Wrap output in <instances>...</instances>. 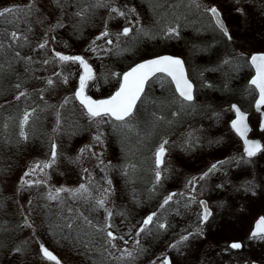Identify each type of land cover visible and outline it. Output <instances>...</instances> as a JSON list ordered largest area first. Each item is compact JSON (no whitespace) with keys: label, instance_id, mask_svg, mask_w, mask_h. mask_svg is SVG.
Returning <instances> with one entry per match:
<instances>
[{"label":"rangeland","instance_id":"1","mask_svg":"<svg viewBox=\"0 0 264 264\" xmlns=\"http://www.w3.org/2000/svg\"><path fill=\"white\" fill-rule=\"evenodd\" d=\"M164 1L150 0V5L147 7L142 3L139 7L135 5L136 8L130 6V1H125L128 3L124 7L125 11L122 7L120 11L125 12L126 15L117 16L108 7V5L118 6L119 1L116 3L115 0H101L106 5L102 7L95 6L96 0H0V10L4 8L17 10L0 17V31L6 30L1 35L7 37L6 33L15 31L21 37L12 47V53L8 54L10 51L7 53L3 51L0 54V64H3L4 69H7V60L14 61L18 66L24 67L23 74L26 79H23L22 82L30 83L40 89V50H42L43 56L46 53L38 45L47 40L48 43L44 48L46 51H51L53 48L72 56H81L90 62L94 69V79L88 82L85 93L94 99L105 98L119 86L118 78L110 74L123 73L125 69L139 60L167 53L166 46L156 52L148 50L151 49V44L146 43L144 50L149 51L148 55H138V58H135L127 66L120 67L130 61L126 55L128 57L133 55L127 54L125 47H122L115 50L114 60L111 55L107 57L108 52H112L113 46L126 39L124 36L117 39L115 34L121 32L122 28L128 25L133 29L130 33L131 37L129 36L128 39L129 43H138L139 38H145V35L138 34L137 29L142 28L148 33L159 29L160 32L162 26L171 24L177 27L178 36L168 38L159 34L152 40L164 39L167 41L168 39V42L173 43L175 47L168 49L170 50L168 53H177L187 58L190 65L187 75L190 80L194 82L196 80L195 98H199L200 95L202 98V95L210 93L208 90L212 83L207 80V77L212 74H205L202 68L209 63L214 64V62H204L200 56H197V54H202V44L199 43L202 40L201 27L198 26L195 32L189 29L186 31L188 24L183 25L181 21L195 20L198 19L197 16L201 19L202 12H205L206 8H210L213 5L212 2H219L222 5L227 3L229 9L233 8L232 16L235 18V21L228 27L229 31L234 33L236 39L240 40L244 37L243 33L246 34V27L252 25L253 22L250 21L257 22L255 9L252 10L249 4H245L246 0H229L226 3L224 1L227 0H195V3L199 5L198 8L193 6V0H169L167 5ZM155 2H163V6L160 4L155 6L153 4ZM115 3L116 5H113ZM72 6H75V13L70 15L69 8ZM164 8L169 10L163 17ZM83 9H87L83 17L77 16L76 13ZM154 9L158 10L155 13L156 18L152 17ZM197 21L199 25V20ZM142 24L143 27H141ZM105 30L112 35L96 40V37ZM24 37L27 39L25 40ZM256 39L254 37L247 40L254 45L264 44V39L261 41ZM107 40H112V44H108ZM250 47L252 50L249 55L257 52L258 49H254L253 45ZM136 49L137 46H133L128 52L134 54ZM122 51L124 55L121 54ZM16 52L20 53L19 58L15 57ZM28 57L31 60L26 62L25 58ZM50 67L48 69L50 72L46 74L54 81L50 97L57 101L53 100L47 105L40 103V111L43 106L41 112L50 116L48 125L42 127L40 123L37 125L36 121L34 122L33 119L39 105H35L37 101L27 100L24 106L18 109L20 113L18 121L25 111L33 112L35 110L29 123L25 126V132L28 134L27 142L23 139L19 140V138L13 141L9 134L3 136L5 140L2 143L5 147L27 148L24 161L16 167L17 169L6 166L10 172L5 179L10 185L14 184V196L17 198L14 200L16 206L12 209L18 211H14L13 214L24 217L31 212L37 213V215L32 221L27 218L28 223L32 225L29 229L24 226L25 220L15 219L13 221L12 234L16 230L17 235L9 234V238L0 240V248L4 246V252L0 253V264L2 262L3 264H53L42 257L39 252L40 244L59 256L63 261L62 264H82L84 262L74 259V248L92 245L91 242L83 241V239L104 238L107 237V231H112L116 237H119V225L123 227L125 238H130L124 248H129L131 252L133 248L136 249L133 251V256L124 258L128 264H164L165 256L170 252L172 261L174 259L176 264L181 262L182 264H202V235L200 234L191 235L187 241L173 247L174 252L170 250V247L176 244L181 236L196 233L197 228L202 229L199 219L202 214L199 203L202 198V192L199 190L202 189V182L198 188L195 180L197 177L192 174L197 175L198 169L199 173L202 172V169L199 168L201 159L202 166L205 163L222 160V156L219 157L212 152L207 154L202 149V121L188 122L197 114L195 110L198 108L194 106L193 109L192 104H187V106L185 102H176L173 103L177 107L173 110L174 115L170 114L171 112L157 114L163 116L164 119L154 122L151 115L154 112L153 105L141 106L138 102L139 111L132 121L134 131L121 132L113 127V124L116 123L114 121L100 124L90 122L88 117L83 114L84 110L77 100L78 106L68 103L64 107H60L66 97H73L79 85V75L82 69L78 63H61L58 59L53 61ZM11 68L7 71L8 79L17 76L15 79L19 80L23 74L16 73ZM3 72H0V82L7 79ZM202 72L207 75L206 78L202 76ZM56 73L61 75L57 76ZM30 75L33 76V79ZM161 76L163 77V74L158 77ZM48 77L45 79L47 80ZM64 77H68L67 83L63 82ZM153 79L146 85L148 98L154 92L152 86L160 84L157 78ZM163 79L167 81L168 77L166 79L163 77ZM176 96V99L179 100L178 95ZM195 100L198 99L193 101ZM6 103H0V107ZM64 108L68 110L66 112L72 116L71 118L65 117ZM0 113V116L5 115L1 109ZM58 113L59 124L57 123ZM14 118L15 116L10 114L3 123L10 125L14 122ZM30 121L35 125L30 124ZM98 134L101 135L102 142L94 141L93 137ZM70 138L74 140L70 142ZM53 141L57 145L55 163L43 170L36 168L30 175L25 176V173L29 172L33 166L42 165L50 160ZM164 141L167 143L164 145L166 152L164 163L161 166L162 178L157 183L154 153ZM85 146H91V151L81 154L80 149ZM78 156L80 157L79 161H77ZM193 158L199 159V162L194 161ZM212 159L214 161H211ZM3 161L6 162V159ZM112 164L114 168L109 174V171L103 167L109 168ZM117 164L120 168H117ZM186 167L191 172L188 176L184 175L187 172ZM84 169L88 171L85 172ZM120 176L124 178L122 185ZM22 177L25 181H31L32 185H22ZM36 181L42 183L37 184ZM107 181L111 183L107 184ZM189 181L194 182L190 184ZM80 184H85L91 193L87 199L83 197L74 199L68 192H61L57 200L46 198L50 191L54 193L57 188L75 189ZM104 189H109L110 194L107 195L104 207H99L95 200L102 198ZM133 190H135L134 197H132ZM173 193L175 194L173 199L164 208H161L165 197ZM261 196L258 197L257 202L248 206L246 212L248 217L251 214L254 216L260 213L264 214V199H261ZM22 211H25L26 214H22ZM108 212L112 213L111 217H108ZM154 212L156 216L153 224L149 225L145 232L137 235L143 220ZM88 221L91 223L89 224ZM183 222L191 225H184ZM160 223L165 224V228H159ZM173 223L177 229L172 234L170 224ZM68 224H71L70 228L67 227ZM106 224H111L113 227L105 229ZM187 227L190 228L188 231L185 230ZM237 227V225H233L231 228H225L228 236L232 237L239 233L240 231L235 229ZM25 229L27 234L22 233V230ZM99 229L105 230L100 231ZM70 232L72 237L66 238V236H70ZM115 247L117 248V245ZM16 248H20L21 251L16 252ZM133 259L136 260L133 262ZM107 260L108 257L105 258V261L102 259L96 264H104ZM90 264H95V261ZM212 264H214L213 261Z\"/></svg>","mask_w":264,"mask_h":264},{"label":"flooded vegetation","instance_id":"2","mask_svg":"<svg viewBox=\"0 0 264 264\" xmlns=\"http://www.w3.org/2000/svg\"><path fill=\"white\" fill-rule=\"evenodd\" d=\"M115 1L116 3L117 1H119V10H121L122 7L123 11H125V5L128 4L125 1H130V6H134L135 8L136 6H141L142 3L145 4L146 7L150 5V0ZM164 2H166L165 5H167L169 0H165ZM116 3L113 5H116ZM162 3L163 2H155L153 4L155 6L159 4L163 6ZM118 6L108 5L109 9H111L112 7L118 8ZM168 10L169 9L167 8L163 9V17ZM74 13L75 6H72L69 8V14L71 15ZM199 26L201 27L202 32V24H200ZM226 26L229 32L228 25L226 24ZM197 29L198 28H196V30ZM158 32L159 29L157 31H152V33H150V36L145 37L149 38V40H152L160 34V32ZM200 44H202V41ZM172 45L173 43H169L166 46L167 53L168 51H170L168 49L174 48ZM149 50L154 51L152 47ZM256 51L258 52L259 50ZM249 57L250 55H248L247 59L251 72L249 74V77L247 78L249 88L242 91V87H240V89L237 87L239 85L238 79L240 75L237 72L234 77L236 80L235 83L226 84L225 87H219V85L215 84V80H213L211 81V87L208 90L210 93L207 95H202V98L201 95L199 98H195L196 80L195 82L192 80L194 85V99L198 100L193 101V99L190 104L188 102H185V105L192 104L193 109L195 107L198 108L197 110H195L197 113L196 116L199 115V113H202V149L209 150L213 154L219 155V157L222 156V160L214 161V159H212L211 161L214 162L205 163V167L201 165V159L199 168L202 169V172L199 173L198 169L197 175L192 174V176L197 177L195 180L197 182L196 186L198 188H200L199 184L202 182V189H199L202 192V198H200L199 202L205 201L209 211L212 213L208 221L202 224V243L214 245L216 244V248L217 246H219V249L215 255L217 257L215 264H264V241L249 238L250 233L254 229L255 221L260 216L264 217V214L260 213L258 215H255L256 217L254 216V214H251L250 217H248L246 214L249 208L248 206L252 203L254 204L255 202H257L260 194H263L264 199V136H262V134L264 133V128H260V121L262 115H264V105H262L260 110L255 109L257 90L249 82V78L253 73V68L249 61ZM181 58L183 59L186 70H188V68H190V65L187 61V58H185L184 56H181ZM159 75L161 74H157V77ZM157 77L153 78L156 79ZM164 78L166 79V77ZM167 81L169 82L164 84L163 87L161 86V84H154L152 86L154 92L150 94V98L148 99L150 101H155L156 103H148L147 106L152 104L154 107V112H156V114H161L163 112H171L170 114L173 113L174 105L173 103H171L173 99V84L170 83V78H168ZM146 89L147 87H145V91ZM163 89L164 93L162 94ZM251 94H253L254 96ZM233 105H236L242 112L246 113L247 122L249 125L247 138H257L260 141L261 150L252 157H248L245 154L244 143L241 137L234 131L231 126V122L236 115L232 107ZM162 106L164 108H161ZM255 118L257 119V124H255ZM193 160L199 162V159L193 158ZM111 161L113 162V160ZM210 164H217V170L210 173L203 179H200V177L211 167ZM103 168L109 171L110 174L114 166L112 164L109 168ZM117 168H120L119 164H117ZM186 171L187 172H185L184 175H190L191 172L189 171L188 167H186ZM119 178L122 185L124 178H122L121 176ZM106 183L109 184L108 181ZM132 192V197H134L135 190H133ZM183 224L191 225L184 222ZM233 225H237L238 227L235 229L239 230L240 232L230 237L228 236L227 231H225V228H231ZM170 226L173 234L177 228L174 227V223L172 225L170 224ZM118 228L120 229V236L117 237L116 240H113L111 242L112 244L117 245V248L112 247L107 242V237L93 238V240L83 239V241L91 242L92 245L75 247V253L73 256L74 259L84 262L82 264H90L93 261H95L96 264L102 259L105 261V258L108 257V260L104 264H128V261L124 260V258H129L125 255V250L127 252H131V250L129 248L125 249L124 247L126 245L125 241L128 242L130 238H125L126 234L123 233L122 225H119ZM189 229L190 228L188 227L185 228L186 231H188ZM193 235H195V233H193ZM120 237H123V239H120ZM233 242L241 243L242 247L240 249L229 248L228 245ZM170 250L173 251V247H170ZM133 251H136V249L133 248L131 252L132 256ZM113 252H115V254H113ZM167 255H169L170 257L171 264H173V262L174 264H176V261L174 259L172 261L171 252ZM55 256L61 261L62 264V259H60V257L56 254ZM203 258L208 259H202V264H212V260L207 255ZM135 260L136 259H133V262ZM180 264H182V262Z\"/></svg>","mask_w":264,"mask_h":264},{"label":"snow or ice","instance_id":"3","mask_svg":"<svg viewBox=\"0 0 264 264\" xmlns=\"http://www.w3.org/2000/svg\"><path fill=\"white\" fill-rule=\"evenodd\" d=\"M97 7L106 6L104 3L101 2V0H96ZM193 6L199 7L198 4L195 3V0H193ZM179 7V5H177ZM17 11L13 8H4L3 10H0V17H4L7 14L13 13ZM87 11V9H83L80 12H77V16L83 17L84 13ZM112 13H116L117 16H125L126 13L123 11H120L116 7H112L110 9ZM134 11V10H130ZM206 12L210 13L211 16L214 18L216 27L223 33L225 37H227L229 40H231V36L223 24V22L220 19V13L215 7H210L205 9ZM178 18V17H177ZM133 31L130 27H124L121 32L116 33L117 39H119L120 36L127 37L129 34ZM138 34H143L145 36L149 35L148 32H146L144 29L140 28L136 30ZM160 34L164 35L168 38H174L179 35L177 27L172 26L171 24H166L161 27ZM10 43L8 44V48L11 49L14 45L17 44V42L21 39V37L17 34V32L13 31L11 33L5 34ZM109 35H112L107 30L100 33L99 36L96 37V40H100L103 38L108 37ZM26 40L27 38L24 37ZM108 44H112V40L106 41ZM47 40H45L43 43H40L38 47L40 49H43L47 45ZM95 44V41H93ZM5 50V43L4 39L0 38V54L3 53ZM95 50V49H93ZM15 57L19 58L20 53L16 52ZM54 57L58 59L61 63H78L80 68L82 69V72L79 75V85L76 88L73 97L68 98L66 97L64 102L61 104L60 107H64L68 103L71 102L72 99H75L79 101L80 106L83 108L84 112L83 114L86 115L90 122H94L97 124L105 123V122H116L113 124V127L117 130L124 132L125 130L128 131H134V127L132 125V121L135 119L136 114L139 111L138 108V102L139 105L143 106L148 103H156L155 101H150L148 99L147 93L145 91V87L149 82L152 80L153 77H157V74H163V77L170 78V83L174 84L175 86V93L178 94L179 100L176 99V97H173L171 103L176 102H188L189 104L193 100V85L187 78L184 70V62L178 58L171 55H163V56H157L152 59L145 60L139 64H136L135 66L131 67L128 71L120 73H113V76H116L118 78V84L119 87L115 90V92L110 95L106 99H100V100H94L90 96L85 94V88L88 86V82L92 79H94L92 68L88 64V62L81 56H67L60 53H54ZM31 58H25V61H30ZM49 60H44V64H48ZM251 64L256 69V76L250 81L251 85L255 86L256 89L259 90V99L256 102V107L259 110L261 104H264V54L259 55H252L250 58ZM225 63H230V61H225ZM10 66V65H9ZM4 66L3 64H0V72H3ZM55 75L60 76V73H56ZM163 77H157L159 80L161 86L163 87L164 84L168 83L169 81H166L163 79ZM68 77L63 78V82L67 83ZM47 85L52 86L54 81L51 78H48L46 81ZM17 89L21 87L19 83L15 85ZM27 93L24 91H20L15 99L19 100L21 97L26 96ZM233 110L236 113V119H234L231 122L232 128L237 132L238 135L241 136L242 139L245 137V133L248 131L247 125L244 123L245 117L244 114L240 111L239 108H236L235 105L232 106ZM35 110H33L34 112ZM33 112L25 111L23 113L22 118L19 121V136L21 139H27V134L25 132V126L29 123L30 117L33 115ZM175 113H173L174 115ZM153 121H160L163 120V116H158L156 112H153L152 114ZM59 113H58V119L57 123L59 124ZM3 127L6 129L8 127L7 123H4ZM262 128H264V123L261 125ZM55 131V129H54ZM94 141L102 142L101 141V135L98 134L93 137ZM167 143V141H164L160 144V146L156 149L154 153V163H155V180L157 183L160 182L162 178L161 173V166L164 163V156L166 149L164 145ZM244 152L248 157H252L256 155L258 151L261 150V146L256 143L249 141L247 139H244ZM86 151H91V146H85V148L80 149L81 154H84ZM57 158V145L53 141L51 144V157L50 160L46 163L37 164L33 166L32 169H30L29 172L25 173V176L30 175L32 172L36 170V168H40L41 170L49 168L52 166V164L55 163ZM80 157H77V161H79ZM217 170V164H212L211 167L208 169L207 172H205L200 179H203L204 177L208 176L210 173ZM85 172H87V169H84ZM127 174V173H125ZM194 181H189V183H193ZM35 183L40 184L41 181H36ZM111 183L110 181L108 182ZM21 184L22 185H28L31 186V181H25L23 177L21 178ZM61 192H68L72 198L77 197H83L84 199H87L91 193L89 192L88 187L85 184H80L75 189H69V188H57L55 189V192H49L47 195L48 200H57L59 199V194ZM110 194L109 189L103 190L102 198L96 199L95 203L99 207H104L105 200L107 199V195ZM175 194H169L167 197H165L163 203L161 204V208H164L165 205H167L172 199ZM194 199V198H193ZM31 203V201H29ZM200 206L203 209L202 214L200 215L199 219L201 223H205L208 221L209 217L212 215V213L208 210L207 204L204 201H200ZM71 211V209H69ZM107 211V210H106ZM112 213L108 212V217H111ZM156 216V213H152L151 215H148L140 225L137 231V235H140L141 233L145 232V230L149 227V225L153 224L154 217ZM107 219V218H106ZM90 224L91 222L88 221ZM25 227H31L32 225L28 223L27 218H25L24 222ZM67 227H71V224H68ZM113 225L106 224L105 229L111 228ZM159 228L163 229L165 228V224L160 223L158 225ZM105 229H99L100 231H104ZM195 234L202 235V229L197 228V231ZM107 235V242L112 246L115 247L114 244L111 242L113 240H116L117 237L113 234L111 231L106 232ZM193 235V233H189L188 235L181 236L180 240L177 241L176 244L172 245L171 247H177L180 243L183 241H187L189 239V236ZM250 239L255 240H262L264 241V217L259 218L256 221L255 227L253 231L250 233ZM120 239H123V237H120ZM126 243V241H125ZM139 242L137 241V244ZM231 249H240L242 247V244L239 242H233L230 245H228ZM16 252H20V248L15 249ZM39 252L41 253L42 257L50 262H53V264H61V261L46 248L43 244H40ZM125 255L128 257L132 256L131 252H127L125 250ZM123 258V257H121ZM164 264H169V261L167 258L164 260Z\"/></svg>","mask_w":264,"mask_h":264},{"label":"trees","instance_id":"4","mask_svg":"<svg viewBox=\"0 0 264 264\" xmlns=\"http://www.w3.org/2000/svg\"><path fill=\"white\" fill-rule=\"evenodd\" d=\"M226 2H229V0L224 1V3ZM212 3L213 5H216L220 9L222 16L225 19V22L228 25V27L231 26L232 22L235 21V18L232 16L233 8L229 9L230 7H229V4L227 3L225 5H222L219 2H212ZM245 4H249L252 10L255 9V19L257 20V22L252 21V20L250 21V22H253L252 25L249 27L248 26L246 27V34L243 33L244 37L240 40L236 39L234 37L235 36L234 33L232 34L230 33V31L229 33L231 36V40L225 37L223 33L214 24L210 13L206 11L202 12V20L195 16L198 19H195V20L188 19L185 21H181L183 25L188 24L186 31L188 29L190 31H195V29L198 28L200 24H202V40L199 41V43H201L202 41V54H197V56H200V58H202L204 62H209V61L214 62V64L209 63V65L202 68V71L205 72V74L207 75L212 74V75H210V77H207V75H205L202 72V76L204 78L207 77L208 78L207 80L209 82L215 80V84L219 85V87H225L226 84H232L236 82L234 77H235V74L238 72L240 75L238 79L239 85L237 87L239 89L240 87H242V91L249 88L247 78L249 77V74L251 72L249 69L247 59H248L250 50H252L251 49L252 47L250 46L253 45L254 49L257 48L259 51H264V44L257 43L258 45H254L251 41L247 40L249 38L253 39L254 37H256L257 38L256 40L258 41H261L262 39H264V0H246ZM186 5H188V3H186ZM188 6L190 7V5ZM197 20H199V25H198ZM5 32H6L5 29L0 31V38L4 39V43H5L4 52L7 53L10 51L8 53L10 54L12 53V50H13V48L11 49L8 48V42L10 41L8 40V37L1 35ZM129 36L131 37V34H129ZM129 36H127L126 39H123L122 42H120V44H116L115 46H113L112 52H108L107 57L108 56L110 57L111 55L112 59L114 60V52L117 48L121 49L122 47H125V51H126V45L128 43H124V42L128 41ZM43 50L45 51L46 54L45 56H43L41 54L42 50H40V89L39 87H36L30 83L22 82L23 79H26L23 74V72L25 71L24 67L18 66L14 61L6 60L7 69L3 70L5 71L3 72V74L4 75L6 74V77L8 79L7 71H9V68L12 67L11 69L15 71L16 73L23 74L22 77L18 80V79H15L17 77L16 76L13 79H10V80L5 79L3 82H0V103L7 102L5 105L2 104L3 106L1 105L0 107L2 112L5 113V115L0 116V175L2 174V177H0V240H2L3 238L7 239V237L9 238L10 236L9 234H12V224H13V221H15V219L25 220V218H29L32 221L34 219V216L37 215V213H31V212L30 214H27L24 217L20 216L19 214H16V215L13 214L15 213L14 211L16 212L18 211L16 209H12L14 206H16L14 203V200H16L17 198L14 196V191H13L14 184L12 183V185H10V183L7 182L8 180L5 179L7 174H9L10 172L8 171L6 166L12 169H17L16 167L19 166L24 161V157L27 154V148L25 147H18V148L5 147L2 142L3 140H5L3 136L7 134H9V136L11 135V137L13 138V141L17 140L16 138H19V140H21L19 136V121L18 120L20 117V113L18 109L22 108L24 106V103L27 100L37 101V104L35 105L36 106L39 105V109L36 113L35 118L33 119L34 122L36 121L37 125L40 123V126L42 127H45V125H48L50 116L46 115L44 112H41L43 111V106L40 111V103H45L47 105L53 100L57 101L56 99H52L50 97V93H51L53 86L47 85L46 83L47 80L45 79V77H48L46 75L47 72H50L48 71V69L51 68L50 64L53 61H55L56 58L54 57L52 53H50L49 50L46 51L44 48ZM148 50L147 51L141 50L142 54H140V56L148 55V52H149ZM122 53L123 51L121 52V54ZM122 55H124V53ZM46 59L50 61L48 64L43 63V61ZM3 61L4 59L2 60V62ZM225 61H230V63H225ZM31 77L33 79V76ZM48 78H51V77H48ZM17 83L21 85L19 89L15 87ZM20 91L26 92L27 95L24 97H21L19 100H16L15 97ZM173 97L177 98L174 90H173ZM77 103L78 102L75 99L74 101H72L73 106L74 104L75 106H78ZM174 109H177V107L174 106L173 110ZM66 111L68 110L67 109L65 110L64 108L63 112L65 113V117L68 119L66 115L67 113ZM10 114H13L15 116L14 122L8 125V127L5 129L3 127L4 125L3 122L5 121L6 117L10 116ZM191 121L194 123L202 121V114L199 113V115L197 116L195 115L188 122H191ZM30 124L35 125L31 121H30ZM255 124H257L256 118H255ZM27 138H28V134H27ZM23 140L27 142V139H23ZM205 151L207 154L210 153L209 150H205ZM3 159H6V162H4ZM4 171H8V172L5 173ZM261 195L262 194H260L259 197ZM261 199H263V195L261 196ZM21 213L26 214L25 211H22ZM22 233L27 234L26 229L22 230ZM13 234L17 235V231L15 230ZM20 238H24V237H20ZM218 249H219V246H217L216 248V244L214 245V244H203L202 243V259H208V258H203L204 256L207 255L215 264L216 259H217L215 255ZM2 252H4V246L3 248H0V253Z\"/></svg>","mask_w":264,"mask_h":264},{"label":"water","instance_id":"5","mask_svg":"<svg viewBox=\"0 0 264 264\" xmlns=\"http://www.w3.org/2000/svg\"><path fill=\"white\" fill-rule=\"evenodd\" d=\"M212 7H215L218 11H219V9L216 7V6H212ZM219 13H220V19H221V21L223 22V24L225 25V27L227 28V26H226V24H225V21H224V19L222 18V16H221V12L219 11ZM212 19H213V22L215 23V20H214V18L212 17ZM216 24V23H215ZM228 30V29H227ZM55 53H60V54H63V55H67V54H64V53H61V52H59V51H55ZM259 54H264V52H254V53H252L251 55H250V57H249V61H250V58H251V56L252 55H259ZM163 55H171V54H162V55H158V56H163ZM67 56H69V55H67ZM171 56H174V57H178V58H180L181 60H182V58L181 57H179V56H175V55H171ZM154 57H157V56H154ZM154 57H151V58H148V59H152V58H154ZM148 59H144V60H141V61H139V62H137V63H135L134 65H132L131 67H133V66H135L136 64H139V63H141V62H143V61H145V60H148ZM183 61V60H182ZM251 63V62H250ZM89 64V63H88ZM90 65V64H89ZM252 65V64H251ZM91 66V65H90ZM130 67V68H131ZM92 68V67H91ZM130 68H128V69H126L124 72H126V71H128ZM252 68H253V73H252V75L250 76V78H249V82L256 76V69H255V67L252 65ZM184 70H185V74H186V69H185V66H184ZM92 73H93V69H92ZM186 76H187V74H186ZM188 78V77H187ZM189 79V78H188ZM189 81L192 83V81L189 79ZM192 85H193V83H192ZM119 87V86H118ZM255 87V86H254ZM193 89H194V85H193ZM257 90V97H256V100H255V108H256V110H258L257 109V107H256V102H257V100L259 99V90L258 89H256ZM115 92V91H114ZM113 92V93H114ZM112 93V94H113ZM86 94V93H85ZM111 94V95H112ZM192 94H193V96H194V93H193V90H192ZM88 96H90V95H88ZM91 98H92V96H90ZM109 97V96H108ZM108 97H105V98H98V99H94V98H92V99H94V100H100V99H106V98H108ZM262 105H264V104H261V106H260V108H259V110L261 109V107H262ZM236 106V105H235ZM236 108H238L237 106H236ZM241 111V110H240ZM242 112V111H241ZM243 114H244V117H245V120H244V123L247 125V128H248V131H249V125H248V122H247V116H246V113H244V112H242ZM234 119H236V115H235V117L233 118V120ZM232 120V121H233ZM262 123H264V115H262V118H261V121H260V128L261 129H263L262 127H261V125H262ZM235 131V130H234ZM248 131L245 133V137H244V139H247V140H249V141H252V142H256V143H258L260 146H261V144H260V141L257 139V138H254V139H249V138H247V134H248ZM236 132V131H235ZM237 133V132H236ZM240 136V135H239ZM241 137V136H240ZM242 139V138H241ZM244 139H242V141H243V143H244ZM244 148H245V144H244ZM205 202V201H204ZM209 210V209H208ZM262 216H260L259 218H261ZM258 218V219H259ZM257 219V220H258ZM256 220V221H257ZM256 221H255V224H256ZM254 227H255V225H254ZM50 251V250H49ZM165 258H167V260L169 261V264H171V262H170V258H169V256H166Z\"/></svg>","mask_w":264,"mask_h":264},{"label":"bare ground","instance_id":"6","mask_svg":"<svg viewBox=\"0 0 264 264\" xmlns=\"http://www.w3.org/2000/svg\"><path fill=\"white\" fill-rule=\"evenodd\" d=\"M158 10H156V9H154V14L152 15V17L153 18H156V12H157ZM160 25V24H159ZM141 27H143V24H142V26ZM152 27V26H151ZM157 28L159 27V26H156ZM147 36H150V33H149V35H147ZM145 37V36H144ZM127 38V37H126ZM124 43H128L127 44V49H126V51H127V54H130V55H133V56H131V57H128L127 55H126V58H128V59H130V61H128L127 63H125L123 66H120V67H125V66H127L130 62H132L135 58H138L137 56L138 55H140V54H142V52H141V50H144L145 49V43H149V44H151V47H152V49L154 50V51H160L161 50V48H163V47H165V46H167L169 43H168V41H166V40H164V39H162V40H159V39H157V40H149V38H139V42L138 43H129V41H125ZM133 46H137V49H136V51H135V53L133 54H131V53H129L128 52V50L130 49V48H132ZM173 47H174V44L172 45ZM141 52V53H140ZM136 63V62H135ZM135 63H133L132 65H134ZM120 74H122V73H120ZM111 76H112V74H110ZM112 79H114L113 77H112ZM70 104H72V101L70 102ZM66 115H67V117L68 118H71L72 116L71 115H69L68 113H66ZM70 136V135H69ZM71 140H74L73 138H70V142H71ZM0 177H2V174L0 175ZM67 237H69V239L72 237V235H71V232H70V236H66V238Z\"/></svg>","mask_w":264,"mask_h":264}]
</instances>
